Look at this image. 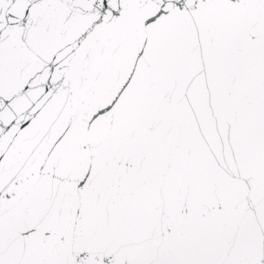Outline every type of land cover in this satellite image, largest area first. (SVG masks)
<instances>
[{"label":"snow or ice","instance_id":"6c2138e0","mask_svg":"<svg viewBox=\"0 0 264 264\" xmlns=\"http://www.w3.org/2000/svg\"><path fill=\"white\" fill-rule=\"evenodd\" d=\"M0 264H264V0H0Z\"/></svg>","mask_w":264,"mask_h":264}]
</instances>
